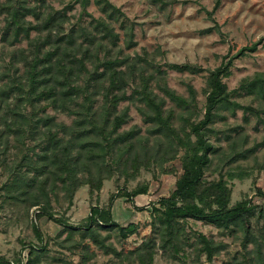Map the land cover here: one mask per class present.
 <instances>
[{
    "label": "trees",
    "instance_id": "16d2710c",
    "mask_svg": "<svg viewBox=\"0 0 264 264\" xmlns=\"http://www.w3.org/2000/svg\"><path fill=\"white\" fill-rule=\"evenodd\" d=\"M7 1L0 5V15L5 14L1 39L9 40L10 44L23 41L28 44V49L11 53V60L0 75L1 80H5L0 87V111L3 113L0 115V152L7 153L11 144L16 150L22 152L23 148L26 152L4 168L7 177L1 189L7 199L29 202L31 207L44 203L46 208H42L38 216H45L61 226L58 236L68 233L69 237L74 234L80 237V242L68 249L79 247L86 251L89 248L83 243L86 240L104 255L119 257L121 254L115 247L106 243L110 238L108 234L115 230L124 240L137 230L135 224L122 227L112 220L113 201L119 196H128L125 191L111 195L104 208L91 206L83 224L77 227L67 225L47 210L49 194L58 186L70 200L78 188L87 185L92 196L101 189L103 181L110 179L123 165L134 162L149 168L151 163L171 159L182 149V173L175 182V198L162 197L152 207L151 235L129 253L132 263L153 264L157 247L172 258H178L180 252L189 247L195 253V262H199L201 256L211 262L226 249V244L216 243L201 233H188L187 222L196 221L231 236L242 231L244 254L242 261L236 264H264L261 250L264 231L256 236L250 229L256 209L247 200L230 205L231 190L223 177L212 181L204 178L212 156L218 152L209 136L219 110L230 109L233 113L241 109L244 119L247 113H258L233 99L241 92L261 95L264 99L261 75L243 79L230 91L224 79L230 77L236 58L256 52L259 46L264 47V38L241 48L234 57L208 71L204 113L200 120L191 122L196 108L192 86H186L188 97L184 98L168 87L161 67L153 65L146 57L120 58L111 56L109 50L102 54L106 42L112 46L118 42V35L105 19H93L91 30L79 22L65 32V10L44 15L40 11L44 0H34L41 4L38 7L27 5L26 0ZM76 2L86 14L89 0ZM96 4L110 21L122 15L108 1ZM217 6L218 2L213 10ZM31 32L37 35L30 38ZM42 32L45 35L41 37ZM126 46H133L131 36ZM19 62L21 70L12 68ZM165 67L180 73L202 72L191 64L171 63ZM9 69L14 70L12 76H9ZM128 88L131 89L129 94ZM123 102L134 105L147 126L145 135L137 126L121 130L130 121L127 107L118 110ZM167 103L172 107H166ZM48 110L54 114H49ZM56 114L70 118V124L57 121ZM176 119L188 126L189 131L186 132L185 125L177 129L173 125ZM258 194L264 197V192L258 191ZM102 231L107 234L102 236ZM35 232L41 241L38 231ZM248 244L255 249L254 258L247 250ZM45 255L46 247H30L26 264H40Z\"/></svg>",
    "mask_w": 264,
    "mask_h": 264
},
{
    "label": "rangeland",
    "instance_id": "374dc122",
    "mask_svg": "<svg viewBox=\"0 0 264 264\" xmlns=\"http://www.w3.org/2000/svg\"><path fill=\"white\" fill-rule=\"evenodd\" d=\"M97 1L101 0H89L86 14L76 0H44L42 6L34 0H26V4L41 6L40 11L44 15L65 10V32L79 22L91 30L90 23L93 19H105L118 35V42L116 46L106 42L102 54L109 50L111 56L120 58L146 57L153 65L161 67L168 87L184 98L188 97L186 86H192L196 108L191 122L198 121L203 116L208 71L234 57L241 48L264 38V0H105L122 13L117 20L111 21L101 12ZM217 2L218 6L213 10ZM5 3L8 1L0 0V5ZM4 17L5 14L0 15V75L9 64L12 52L28 49L27 41L10 44L9 40L1 39ZM28 20L36 23L31 17ZM55 33H52L53 37ZM36 35L37 33L31 32L30 38ZM44 35L45 32H42L41 37ZM130 36L133 46L127 48ZM28 53L29 51L26 54ZM171 63L191 64L201 68L202 72L191 74L167 70L165 65ZM14 67L21 70L22 65L20 62L14 63L12 68ZM9 70V76H12L14 70ZM256 75H261L264 79V47L261 46L254 53L236 58L231 75L224 79V83L230 91L237 88L243 79H252ZM3 81L5 80H1L0 76V87ZM152 88L158 93L154 84ZM127 91L129 94L131 89L128 88ZM233 100L252 107L258 113H247V119H244L241 109H236L233 113L230 109L219 110V116L212 125L213 133L209 136L210 142L218 147V152L212 156L204 178L212 181L223 177L231 190L230 205L241 200L250 202L256 209V215L250 221V229L259 236L264 231V197L258 194V191L264 192V99L261 95L241 92ZM126 107L130 121L121 130L137 126L145 135L147 126L143 124L131 102H123L118 110ZM166 107L171 108L172 105L167 103ZM47 112L54 114L52 110ZM176 113L179 114L180 111L176 109ZM2 114L0 111V115ZM56 118L66 124L71 122L63 114H56ZM173 125L181 129L185 124L176 119ZM185 128L188 132V126L185 125ZM190 140L193 141L194 138L190 137ZM14 146L11 144L5 154L0 152V264L4 261L8 264H26L30 247H46V255L40 264H136L132 263L133 257L129 253L150 237L151 209L155 203L162 197L175 198L174 186L182 173L181 158L184 155V151L180 149L171 159L163 158L157 163H151L149 168L134 162L125 164L110 179L104 180L101 189L93 192L92 196L89 195L87 185L78 188L70 200L65 198L64 191L58 186L49 194L47 210L67 225L77 227L83 224L91 206L104 208L111 195L125 191L128 196H119L113 201L112 220L122 227L135 224L137 230L124 240L120 239L115 230L108 234L110 238L106 243L114 246L121 254L117 257L104 255L86 240L83 243L88 244V250L84 251L79 247L68 249L80 242V237L76 234L69 237L68 233L58 236L62 227L45 216H38L41 215L38 214L39 211L46 208L44 203L31 207L29 202L7 199L8 196L1 189V184L7 177L4 168L11 166L15 159H20L26 153L23 148L20 152ZM1 148L0 146V150ZM186 227L188 233H201L216 243H225L226 249L211 262H207L204 256L200 257L199 262H195V253L189 247H185L178 258H172L169 253L157 247L153 264H236L242 261V231L238 230L231 236L196 221H188ZM35 231H38L41 241ZM100 233L102 236L107 234L104 231ZM261 248L264 256V246ZM247 250L251 251L254 258L255 249L252 244H248Z\"/></svg>",
    "mask_w": 264,
    "mask_h": 264
}]
</instances>
